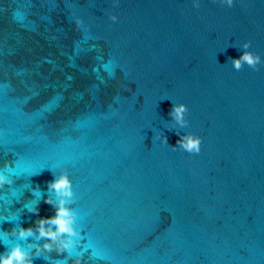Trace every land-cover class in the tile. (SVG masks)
Wrapping results in <instances>:
<instances>
[{"label": "water", "instance_id": "water-1", "mask_svg": "<svg viewBox=\"0 0 264 264\" xmlns=\"http://www.w3.org/2000/svg\"><path fill=\"white\" fill-rule=\"evenodd\" d=\"M199 4L0 0V255L19 243L32 264H264V0ZM247 41L261 63L237 71ZM176 131L201 151L173 149ZM63 173L79 235L37 253L44 240L10 233L55 215Z\"/></svg>", "mask_w": 264, "mask_h": 264}, {"label": "clouds", "instance_id": "clouds-1", "mask_svg": "<svg viewBox=\"0 0 264 264\" xmlns=\"http://www.w3.org/2000/svg\"><path fill=\"white\" fill-rule=\"evenodd\" d=\"M222 4L231 7L234 0H220ZM199 0H194V7H199ZM113 21L117 20L115 15L111 16ZM251 41L243 44L242 55L238 58H233L231 63L235 70H241L245 64L249 67L256 69L257 65L261 63V57L249 51ZM189 111L188 106L184 103L173 104L170 115L172 120L175 121L180 128L187 127L189 121L185 118L186 113ZM179 139L175 146H177L188 153L198 154L201 151L202 138L194 133L182 134L176 131ZM162 142L168 144V137L164 134ZM12 180L0 173V186L4 184H11ZM55 191L61 198L57 204L51 196H47L45 202L52 205L55 209V215L50 217H42L34 226L27 228L19 226L11 230V235L17 236L22 240H28L29 237H36V240H44L43 245H36V252H52L57 254L68 253L75 245V237L79 235L75 228V215L73 211L67 207L68 198H71L74 193L72 191V181L67 173L61 174L56 177L48 185V191ZM32 213L39 214L38 205L32 209ZM39 235H36V233ZM33 254L29 249H25L21 244L17 243L15 246L8 249L4 254L0 255V264H32ZM55 264H65L64 261L56 260ZM74 264H83V255L74 258Z\"/></svg>", "mask_w": 264, "mask_h": 264}, {"label": "snow or ice", "instance_id": "snow-or-ice-1", "mask_svg": "<svg viewBox=\"0 0 264 264\" xmlns=\"http://www.w3.org/2000/svg\"><path fill=\"white\" fill-rule=\"evenodd\" d=\"M43 171V170H42ZM59 176H57V178H58Z\"/></svg>", "mask_w": 264, "mask_h": 264}]
</instances>
